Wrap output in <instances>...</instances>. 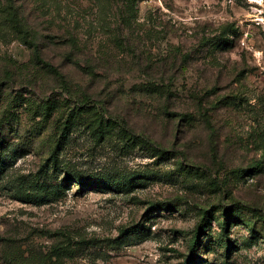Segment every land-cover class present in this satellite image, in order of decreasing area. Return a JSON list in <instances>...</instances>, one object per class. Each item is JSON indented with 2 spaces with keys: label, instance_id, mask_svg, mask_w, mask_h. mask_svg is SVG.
<instances>
[{
  "label": "rangeland",
  "instance_id": "obj_1",
  "mask_svg": "<svg viewBox=\"0 0 264 264\" xmlns=\"http://www.w3.org/2000/svg\"><path fill=\"white\" fill-rule=\"evenodd\" d=\"M14 3L62 79L0 0V255L264 264V0Z\"/></svg>",
  "mask_w": 264,
  "mask_h": 264
},
{
  "label": "trees",
  "instance_id": "obj_2",
  "mask_svg": "<svg viewBox=\"0 0 264 264\" xmlns=\"http://www.w3.org/2000/svg\"><path fill=\"white\" fill-rule=\"evenodd\" d=\"M7 2L5 6V12L7 14V18L14 24L15 28L18 30L21 40L28 44L30 49L32 50L33 59L43 63V65L48 68L51 72L55 73L58 78L62 79V75L56 70V68L44 61L39 50L38 44L27 38V29L24 27L23 23L19 18L18 7L15 5L14 0H5ZM257 166L259 163H256ZM202 226L197 227L195 235L192 239V248L198 242V234L202 232ZM36 255H0V264H37Z\"/></svg>",
  "mask_w": 264,
  "mask_h": 264
}]
</instances>
